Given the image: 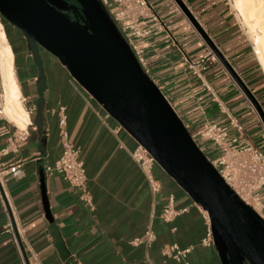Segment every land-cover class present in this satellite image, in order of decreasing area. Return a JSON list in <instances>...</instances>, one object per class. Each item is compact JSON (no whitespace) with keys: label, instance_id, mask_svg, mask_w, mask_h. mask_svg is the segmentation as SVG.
I'll return each instance as SVG.
<instances>
[{"label":"crops","instance_id":"0c3cea01","mask_svg":"<svg viewBox=\"0 0 264 264\" xmlns=\"http://www.w3.org/2000/svg\"><path fill=\"white\" fill-rule=\"evenodd\" d=\"M148 1L172 27L181 50L153 22H147L143 28L149 33L138 42L147 74L172 100L182 121L190 123L184 124L188 131L189 125L194 128L200 120L204 126L227 125L231 117L260 147L249 133L251 122L259 127L257 116L224 66L209 60L200 70L184 60L185 55L190 62L208 55L207 42L173 0ZM184 3L243 80L256 85L262 74L229 3ZM4 32L29 122L26 140L16 151L1 155L0 162L19 163L20 175L6 181V193L13 231H19L29 264H222L214 244H203L209 227L206 212L156 163L151 172L160 187L151 192L145 174L130 155L138 146L136 140L72 78L58 58L32 44L22 32L15 33V41L6 28ZM61 109L68 140L84 164L92 208L60 173L45 169L54 166L62 152ZM245 116L253 118L242 124ZM16 126L0 113V150L15 135ZM259 132L264 144V133L260 128ZM41 183L49 218L42 204ZM169 196L176 209L185 211L164 221L161 211ZM9 220L0 202V264H26L19 245L5 230ZM148 227L155 234L154 241L149 246L132 245L131 240ZM168 244L189 251L183 259L174 260L162 254V247Z\"/></svg>","mask_w":264,"mask_h":264},{"label":"water","instance_id":"95a60500","mask_svg":"<svg viewBox=\"0 0 264 264\" xmlns=\"http://www.w3.org/2000/svg\"><path fill=\"white\" fill-rule=\"evenodd\" d=\"M84 24L63 0H0V15L54 55L72 78L205 210L222 264H264V219L226 184L167 97L139 64L100 0H75ZM223 63L264 124V112L181 0H174ZM42 204L50 217L41 183ZM9 218L11 211L6 205ZM15 230V229H14ZM17 242L26 264L23 244Z\"/></svg>","mask_w":264,"mask_h":264},{"label":"built area","instance_id":"2783aa9c","mask_svg":"<svg viewBox=\"0 0 264 264\" xmlns=\"http://www.w3.org/2000/svg\"><path fill=\"white\" fill-rule=\"evenodd\" d=\"M100 2L146 73L147 62L143 48L138 42L149 33L147 29L143 28L147 22H153L158 30L164 32L165 37L170 39L172 46L181 50L177 39L171 33L172 27L162 19V16L148 0H100ZM0 22L2 23L1 16ZM210 59L211 56L208 54L197 62H190L187 56H184V60L189 63L190 67H198L200 70L205 69L206 63ZM59 126L62 139V152L54 166H47L45 169L47 172L55 171L60 173L71 186L80 192V199L84 204L92 208L91 195L87 189L84 164L78 156L77 148L68 140L65 129V116L62 109L59 114ZM26 137L27 124L24 128L16 126L15 135L8 138V145L0 150V156L7 154L10 150L16 151L26 140ZM192 137L226 184L262 217L260 213L264 209V202L259 195V191L264 188V153L261 148L250 139L245 130L231 117H229L227 125L210 124L201 133V137L204 140L212 141L219 150L217 155L209 156L206 153L205 147L201 146V141L194 136ZM10 146L11 149H9ZM130 155L145 174L151 192H158L160 187L159 182L153 178L151 172L153 164L156 163L153 156L140 144L131 151ZM19 175L20 168L18 162L7 164L0 162V202L6 212L7 205L12 213L10 200L6 193V181ZM183 211H185V208H175L174 199L172 196H169L162 208L161 218L164 221H171ZM205 216L208 219L206 214ZM13 224L14 221L9 220L5 230L11 233L13 241L18 245L17 237L13 231ZM16 233L20 238L17 228ZM154 239L155 234L148 227L142 236L131 240V244H145L149 246ZM203 244L206 246L214 244L210 226L208 227L206 238L203 239ZM161 251L166 257L181 260L186 256L189 249H181L176 244H168L164 245ZM184 264L188 263L185 262Z\"/></svg>","mask_w":264,"mask_h":264},{"label":"bare ground","instance_id":"6f19581e","mask_svg":"<svg viewBox=\"0 0 264 264\" xmlns=\"http://www.w3.org/2000/svg\"><path fill=\"white\" fill-rule=\"evenodd\" d=\"M233 8L250 34L256 60L264 72V0H233ZM0 70L4 90L0 112L19 128H24V125L29 122L28 112L24 107L23 97L15 77L13 53L1 22ZM255 209L258 210L256 207Z\"/></svg>","mask_w":264,"mask_h":264},{"label":"rangeland","instance_id":"374dc122","mask_svg":"<svg viewBox=\"0 0 264 264\" xmlns=\"http://www.w3.org/2000/svg\"><path fill=\"white\" fill-rule=\"evenodd\" d=\"M174 1V0H173ZM183 3H184V0H181ZM229 5L231 6V8L234 10L233 8V0H226ZM174 3L176 4L177 8H179V10L183 13V11L180 9V7L178 6V4L174 1ZM185 4V3H184ZM186 6V4H185ZM187 7V6H186ZM189 10V9H188ZM190 11V10H189ZM234 13L236 15V18H237V22L239 24V27L241 28V30L245 33V35L247 36V38L249 39V42L251 44V49H252V54L253 56L255 57V54H254V49H253V44H252V41H251V37H250V34H248V31L246 30V28L242 25L240 19L238 18L237 14H236V11L234 10ZM1 16V15H0ZM186 16V15H185ZM3 18V17H2ZM189 20V19H188ZM3 25V23H2ZM11 25H9L10 27ZM3 30H5V25H3ZM213 42V40H212ZM213 44L215 45V43L213 42ZM216 46V45H215ZM216 48L219 50V48L216 46ZM210 49V56H211V59L210 60H214L216 62H219L223 65V63L220 61V59L216 56V54L211 50V48L209 47ZM219 52L222 54V52L219 50ZM223 55V54H222ZM223 57L225 58V56L223 55ZM225 60L227 61V63L232 67V69L234 70V72L237 74V76L240 78V80L244 83V85L246 86V88L251 92V94L253 95V97L257 100V102L259 103V105L261 106L263 112H264V72L262 71V68L260 67L258 61L256 60V57H255V60L257 61V64L260 68V72H261V80L255 85H250L248 82H246L245 80H243V78L241 77V74L240 72L236 69V67L230 63L226 58ZM224 66V65H223ZM225 68V66H224ZM228 76L230 77V79L235 83V85L237 86V88L240 90L242 96L245 98V100L249 103V105L251 106V108L253 109L255 115L257 116V120L259 122V127L253 123H252V126L249 128V133H251V135L253 136V138H255V140L257 141V143L260 145V148L261 150L263 151L264 153V144L263 142L261 141V138H260V132H259V128L263 131L264 133V124L260 118V116L258 115L256 109L253 107L252 103L250 102V100L247 98V96L245 95V93L243 92V90L240 88V86L237 84V82L234 80V78L231 76V74L227 71V69L225 68ZM4 94V90H3V82H2V76H1V70H0V110L2 108V96ZM171 103L173 104L172 100H170ZM243 110V108H242ZM1 113V112H0ZM253 118V117H252ZM251 116H245L243 118V122L242 124H246L247 122L251 121ZM197 122H200L198 123L197 125ZM195 122L196 123V126L194 128H191L190 125H189V129H190V134L192 133V135L199 139V141H201V146L205 147V150H206V153L209 154V156H215L218 154L219 150L216 148V146L212 143V141L210 140H204L202 137H201V133L210 125V124H214V123H209L207 124L206 126H204L202 123H201V120L200 121H197ZM184 123V122H183ZM185 123H189L188 121L186 122L185 120ZM184 123V124H185ZM250 123V124H251ZM190 124V123H189ZM188 129V127H187ZM263 141H264V138H263ZM259 195L261 196L263 202H264V188L261 189L259 191ZM252 203V202H251ZM262 215V218L264 219V209H262L261 213Z\"/></svg>","mask_w":264,"mask_h":264},{"label":"flooded vegetation","instance_id":"af4514ba","mask_svg":"<svg viewBox=\"0 0 264 264\" xmlns=\"http://www.w3.org/2000/svg\"><path fill=\"white\" fill-rule=\"evenodd\" d=\"M65 3H67L68 6H71L72 8L64 11V13L71 19V20H77L80 25L84 24V19L80 10V7L76 3L75 0H63ZM2 21V18H1ZM3 25H5V28L7 29V32L9 34L10 40L15 41L16 38V32H21L18 30L14 25L10 24L8 21H4ZM9 25H11L9 27Z\"/></svg>","mask_w":264,"mask_h":264},{"label":"trees","instance_id":"16d2710c","mask_svg":"<svg viewBox=\"0 0 264 264\" xmlns=\"http://www.w3.org/2000/svg\"><path fill=\"white\" fill-rule=\"evenodd\" d=\"M1 18H2V16H1ZM5 20L2 18V23L4 22Z\"/></svg>","mask_w":264,"mask_h":264}]
</instances>
